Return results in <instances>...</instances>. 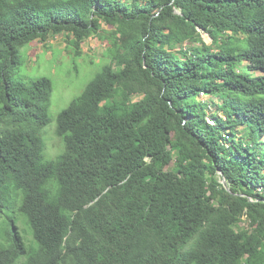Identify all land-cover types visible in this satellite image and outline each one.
<instances>
[{
    "label": "trees",
    "instance_id": "16d2710c",
    "mask_svg": "<svg viewBox=\"0 0 264 264\" xmlns=\"http://www.w3.org/2000/svg\"><path fill=\"white\" fill-rule=\"evenodd\" d=\"M103 25L47 160L53 82L16 78L22 50ZM263 138L264 0H0V264H264Z\"/></svg>",
    "mask_w": 264,
    "mask_h": 264
},
{
    "label": "rangeland",
    "instance_id": "374dc122",
    "mask_svg": "<svg viewBox=\"0 0 264 264\" xmlns=\"http://www.w3.org/2000/svg\"><path fill=\"white\" fill-rule=\"evenodd\" d=\"M120 1L129 5L133 2V0ZM115 29L103 25V29L97 35L86 39L79 49L72 42H69V38L64 34L50 37L47 44L33 42L23 48V62L16 78L32 82L47 77L53 82V93L48 103L51 123L42 131L46 143L44 156L47 160L54 159L65 151L62 140L56 135L58 116L84 92L87 85L102 70L103 66L110 62L109 57L107 58L106 55L110 50V40ZM202 37L206 43H212L209 34L203 33ZM198 45L200 46V44ZM191 46L192 44L187 43L185 48L189 49ZM78 51L81 54H78ZM177 53L179 57H182L183 53L179 49H177ZM246 65L245 62L242 69H245ZM139 99L140 97L136 96L133 101ZM201 100L209 104L214 102L210 95L201 96ZM220 101L219 98L215 100L216 103ZM212 111H215V107H212ZM208 121L213 122L211 118ZM263 139H260L262 140L260 145L256 146L260 154L264 151ZM253 145H255L254 142ZM18 219L20 221L18 226L25 233L28 242H31L32 237L25 218L19 214ZM241 226L242 229L250 228L245 218Z\"/></svg>",
    "mask_w": 264,
    "mask_h": 264
},
{
    "label": "water",
    "instance_id": "95a60500",
    "mask_svg": "<svg viewBox=\"0 0 264 264\" xmlns=\"http://www.w3.org/2000/svg\"><path fill=\"white\" fill-rule=\"evenodd\" d=\"M223 184L226 187V189L229 190V186H228V182H227L226 178H223Z\"/></svg>",
    "mask_w": 264,
    "mask_h": 264
}]
</instances>
